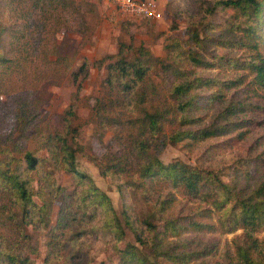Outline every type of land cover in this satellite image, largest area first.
<instances>
[{
    "label": "rangeland",
    "instance_id": "1",
    "mask_svg": "<svg viewBox=\"0 0 264 264\" xmlns=\"http://www.w3.org/2000/svg\"><path fill=\"white\" fill-rule=\"evenodd\" d=\"M76 1L77 3L72 4L69 0L71 3H67L61 13L65 18V25L56 32L48 34V47L54 52L45 59L39 49L41 40L38 39V28L44 17L46 22V19L50 20L54 13L50 17L49 8L45 14L42 9H35L25 15L19 6H15V1L2 0L8 27L1 35L3 55L12 60L14 51L23 40L29 42L31 53L26 58L29 71L19 74L14 70L9 71L1 79L9 83L10 89L8 88L7 92L0 89L2 92L0 143L6 141L11 143L14 139L17 145L12 149V153L17 157L20 156L18 148L33 150L42 158L40 163L47 172L52 173L56 184L64 186L66 192L70 193L80 188L84 179L80 180V183L73 173L61 166L60 162L53 164L46 161L44 158L50 153L41 146V141L49 133L53 134L55 129L65 130L62 115L73 101L78 82H81L75 99L77 113L70 118L67 135L74 145H80V150L76 153L77 168L87 174L99 189L109 196L125 229V235L116 242L108 232L91 233L89 235L91 245L76 263L109 264L110 258L116 261L118 256L114 251V244L123 248L130 243L136 245L141 250V255L147 257L148 264H174L167 259H154V249L150 247L148 241L158 242L159 245L164 243L163 248L170 245L173 248L170 253L174 255L182 251H191L192 259L186 264L222 263L237 256L239 244H251L250 248L254 253L264 250V226L255 225L248 231L243 227L230 229L231 225L222 226L217 219L218 211L210 202L204 203L190 196L181 186L172 184L165 186L157 181L151 182L152 187L149 183L148 191L147 188L143 190L133 184L134 173L126 172L136 170L139 158L134 146L135 140L131 136L132 128L128 127L130 122L126 120L130 111L121 105L120 100L129 97L133 107L134 104H138L140 107H150L149 109L158 106L169 110L168 107L175 103L169 93V88L174 82L171 71L174 67H183L178 60L179 57L184 59L188 47L198 51L206 61L213 63V66L206 69L197 68L198 73L219 77L240 73L242 68L236 69L229 65V61L243 59L250 54V50L238 42L243 40L242 37L246 32L243 30L246 23L239 13L231 7L226 9L217 7L213 11L210 10L216 0H157L163 11L159 19L131 20L121 17L110 0ZM57 13L59 17V11ZM28 19L30 28L27 26ZM255 26L256 29H260V42L264 41V19L261 26L257 24ZM25 28L30 31L27 32ZM193 29H197L200 37H203L201 42L195 43L193 38L191 39L190 30ZM121 46L123 52L118 54ZM259 49L264 54V43L259 45ZM120 55L127 60L139 58L147 65L144 77L134 92H122L115 80L112 85L107 81V63L115 61ZM59 57L61 58L57 62L55 59ZM220 57L224 59L221 61ZM84 60L88 65L87 72L78 70ZM100 60L102 61L99 63ZM3 67L4 65H0V70ZM74 71L77 73L76 77L72 74ZM250 78L251 74L246 77L245 82ZM150 81L155 83V92L150 91L147 86ZM250 87L251 85L246 88L241 86L237 94L241 96L247 92L252 94L248 90ZM142 90L146 94L142 93L143 101H140L138 95ZM257 90L263 93V96L252 95L249 101L256 106L255 112L260 122H254L252 130L240 141L228 144L227 134L199 141L186 138L175 143L167 139L163 142V137L155 147L149 148L148 153L152 151L163 163L180 159L207 168L230 166L227 169L228 177H237L239 173L236 172L240 170L234 167L233 162L236 159L264 158V86ZM209 106L206 105L200 109L201 111L198 110L200 112H196L202 115L203 119L191 125L192 128L210 123L223 103ZM111 116L115 119L109 120ZM24 120L29 123L34 122V126L28 127L20 134ZM177 121L170 117L162 119L163 134L167 136L175 129L173 127ZM33 129H35L34 133L27 135ZM179 129H188V127L182 126ZM85 153L96 156L105 172L104 175L100 174L99 168L87 158ZM112 161L116 164L120 163L124 170L117 168L113 170L115 168L110 166ZM250 162L254 161L251 159ZM34 175L32 173L35 179ZM262 178H264V166L252 169L249 176L237 177L236 189L242 188L243 193H248ZM117 185L122 188L123 196L118 191ZM157 191H161L162 196L166 191L173 195L171 204L161 212H159ZM34 197L37 200V197ZM123 203L127 206L138 232L146 240L144 244L139 243L131 229L123 223L121 214ZM59 205V199H56L51 206L50 224L56 221ZM200 207L205 209V213H211L214 221L212 230L186 232L183 235H186L187 239L171 235L165 230L164 218L192 215ZM99 212V210L96 212L97 220L101 219ZM147 219L153 226L145 223ZM32 241L38 247L36 264H43L47 253V235L43 231H35ZM182 242L183 244H180Z\"/></svg>",
    "mask_w": 264,
    "mask_h": 264
},
{
    "label": "trees",
    "instance_id": "2",
    "mask_svg": "<svg viewBox=\"0 0 264 264\" xmlns=\"http://www.w3.org/2000/svg\"><path fill=\"white\" fill-rule=\"evenodd\" d=\"M11 1H15V6H19L25 15L29 14L30 10L35 9H42L45 14L49 8L50 17L54 13L50 19L51 22H49V18L45 22L44 17L38 28V39L41 40L39 49L43 58L48 59L49 54L54 52L48 47V34L56 32L58 28L65 25V18L61 13L68 5L67 3L72 2L73 4L77 1ZM58 3L59 9H57ZM217 7L221 9L231 7L239 13V16L246 23L243 27V30H246L242 37L243 40H238V42L241 46L247 47L250 54L243 59L238 58L229 61L230 66H234L233 68L236 69L242 68L240 69L242 71L227 75V77L198 73L197 68L206 69V67L213 66V63L206 61L198 51L188 47L184 59L179 57L178 60L183 67H174L171 71L174 82L169 88V93L175 103L168 107L169 110L158 106L149 109L150 107H140L138 104H134L135 107H133L131 98L123 97L120 100L121 105L130 111L128 116L134 115L129 118L127 116L126 120L130 122L128 127L132 128L131 136L135 140L134 146L139 158L138 166L134 172L126 171L127 169L125 171L128 174L134 173L133 184L143 188V190L147 188L148 191L149 183L153 181L162 182L165 186H169V184L181 186L190 196L196 197L204 203L210 202L211 206L218 211L217 219L222 226L231 225L230 229L243 227L248 231L255 225L264 226V178L248 193H243L242 188L236 189V179L239 175L249 176L252 169L264 166L263 157L236 159L233 164L240 171L236 172L239 173L237 177L232 178L228 177L227 169L230 166L207 168L180 159L163 163L152 151L148 153L149 148L155 147L156 143L163 137V142L167 139L169 142L175 143L186 138L199 141L212 136L227 134L229 135L226 138L229 141L228 144H233L240 141L252 130L255 125L254 122H260L255 112L256 106L250 103L249 97L252 95L263 96V93H260L257 88L264 86V54L259 49V45L263 44L264 41L260 42V29H256L255 24L261 26L263 22L264 0H216L210 10L213 11ZM6 18V12L2 6V0H0V65H4L0 70V89H3V92H7L10 85L2 81L1 78L11 70L18 74L28 72L26 58L31 53L29 42L23 40L14 51L12 60L3 55L1 35L5 29H8ZM29 21L28 19L27 26L30 28ZM25 30L30 31L27 28ZM22 36L24 35L22 34ZM190 37L195 43L203 40L197 29L190 30ZM122 52L121 46L118 54ZM178 54L181 55V53ZM60 58L55 60L58 62ZM223 59L224 57H220L221 61ZM144 62L139 58L127 60L120 55L115 61L107 63V81L112 85L115 80L122 92H134L147 69ZM87 66V62L84 60L78 70L87 72ZM72 74L74 77L77 76L76 71ZM249 74H251V78L245 82ZM248 85H251L248 90L252 94L248 92L243 96L237 94L241 86L246 88ZM80 86L81 82L79 81L73 101L63 112L65 130L59 131L54 128L53 134L49 133L41 141V146L50 153L44 159L53 164L60 162L61 166L73 173L80 183V180L84 179L80 188L70 193L66 192L64 186L56 184L52 173L47 172L40 163L42 158L33 150L18 148L20 156L17 157L12 153V149L17 145L14 139L11 143H7V141L0 143V264H36L38 247L32 241L35 231H43L47 235V253L43 264H77V260L90 247L89 235L93 232H108L116 242L125 235V229L109 196L99 189L92 179L80 171L76 165V153L80 150V145H74L72 139H69L67 131L70 118L77 113L75 99L78 96ZM147 86L150 91H156L154 82H148ZM142 93L146 94L144 90L139 93L140 101H143L144 95ZM218 103H223V106L210 123L202 127H191L203 119L202 115L196 113L198 110L206 105L213 106ZM250 113L252 115H249ZM169 117L178 121L173 127L175 129L166 136L162 132V119H169ZM108 119H115V117L111 116ZM30 126H34V122L22 121L20 134ZM182 126L188 127V129H179ZM133 129L135 130L133 131ZM34 131L35 129L29 131L27 135H32ZM85 155L99 168L100 174L104 175L105 172L96 156L91 153H85ZM251 159L254 161L253 163L250 162ZM110 166L115 168L113 170L116 168L124 170L121 164H116L115 161H112ZM32 173L35 174V179ZM33 181H35L34 185ZM150 186L152 187L153 183ZM117 188L123 196L122 188L119 185ZM157 192V196L159 195V212H161L171 204L173 195L168 191L164 193V196L161 195L163 194L161 191ZM34 196L37 197V200ZM56 199H59L60 202L59 211L55 223L50 224L51 206ZM98 210L101 214L99 220H97L96 215ZM121 214L123 223L131 229L135 239L144 244L146 240L142 238L134 225L125 203H123ZM164 222L165 230L169 231L171 235L180 236L182 239L188 238L183 235L186 232L208 231L214 227L211 213H205V209L202 207L198 208L192 215L164 218ZM145 223L148 226H153L148 219ZM148 243L154 249V259H167L174 264H186L192 259L191 251H182L178 255H174L170 253L173 249L170 245L163 248L164 243L162 245H159L158 242L150 243L148 241ZM250 246L251 244H239L237 256L219 264H264V250H258L254 253ZM113 248L118 256H116V261L110 258L109 264H148L147 257L141 255V250L134 244L127 243L123 248L114 244Z\"/></svg>",
    "mask_w": 264,
    "mask_h": 264
},
{
    "label": "built area",
    "instance_id": "3",
    "mask_svg": "<svg viewBox=\"0 0 264 264\" xmlns=\"http://www.w3.org/2000/svg\"><path fill=\"white\" fill-rule=\"evenodd\" d=\"M117 13L126 19H159L163 11L157 0H110Z\"/></svg>",
    "mask_w": 264,
    "mask_h": 264
}]
</instances>
